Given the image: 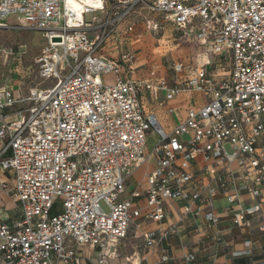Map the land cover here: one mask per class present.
Here are the masks:
<instances>
[{
  "label": "built area",
  "instance_id": "built-area-1",
  "mask_svg": "<svg viewBox=\"0 0 264 264\" xmlns=\"http://www.w3.org/2000/svg\"><path fill=\"white\" fill-rule=\"evenodd\" d=\"M138 7L211 48L218 77L209 67L187 75L184 63L174 61L172 85L142 80L103 54L102 43ZM93 11L103 17L86 22ZM12 15L22 17L21 28L42 30L47 45L34 58L36 80L26 92L18 79L0 86V170L13 179L1 188L19 203L17 220L0 217V264H81L76 246L86 244L99 249L98 264H109L110 243L138 220L166 219L174 200L187 201V210L215 226L217 241L223 240L214 203L220 193L237 225L263 222L264 0H118L112 7L101 0L84 4L81 17L72 16L67 0H0V29H12L6 22ZM96 30L103 35H92ZM25 45L0 51L23 57ZM227 60L231 67L222 71ZM108 73L118 74L111 83ZM146 91L155 98L164 92L166 100L189 94L195 105L168 130L146 109ZM200 162L210 178L198 173ZM142 167L143 180L129 191ZM238 192L252 202L243 206ZM144 236L148 246L157 242L154 231ZM252 251L250 238L233 254ZM172 258L164 249L162 261Z\"/></svg>",
  "mask_w": 264,
  "mask_h": 264
},
{
  "label": "rangeland",
  "instance_id": "rangeland-1",
  "mask_svg": "<svg viewBox=\"0 0 264 264\" xmlns=\"http://www.w3.org/2000/svg\"><path fill=\"white\" fill-rule=\"evenodd\" d=\"M106 2L109 7H112L117 4L118 0H106ZM101 16L100 11L88 12L85 17L86 22L93 23L94 17ZM6 22L12 29H0V49L7 46L16 47L20 44H26L27 51L23 57L11 56L12 59L6 58L4 53L0 51V86L14 84L18 79L22 81V89L26 92L32 86V82L36 80L37 73L34 58L47 45V39L42 30L21 28L20 26L24 24L20 15L9 16ZM155 24H159V30L155 29ZM120 25H122L121 31L118 32L117 30V32L109 35L101 47L102 53L117 60L124 67L126 74L142 80H150V78L146 79L143 72L140 71L147 68L149 63L151 64L152 62V64L157 66L162 65L160 70L165 71L166 75L163 80L172 85L176 79L172 65L174 61H179L184 63L187 75H190L196 67H209L215 76L218 77L216 73L218 71L215 70L217 58H215V53L212 49L203 47L195 37L190 38L185 33L177 31L159 13L138 7ZM103 32V30H96L92 32V35L96 37L102 36ZM164 39H167L168 42L164 41ZM230 67V60H227L220 66V69L223 71L230 69ZM116 75L118 74H105L104 80L111 83ZM153 81L158 80L153 79ZM45 83L48 85L50 81ZM142 95L145 106L147 104L158 114L166 129L170 130L178 124V117L171 113V109L177 105L171 103L170 100H166L164 92H161L159 98L152 97L147 91L143 92ZM198 99H202L200 94H198ZM185 109L186 107L181 108L182 111ZM184 138L186 139L187 136ZM155 141L156 136L152 132L148 139V151L152 149ZM227 148L230 150L229 146ZM144 172L145 167L138 169L132 176L131 181L137 184V180H142ZM10 176L9 172H0V206H6V209L11 210L9 213L12 215L14 210L9 208L12 202L5 196V192L1 191V181L3 180H8L9 184L13 186V179L11 181ZM132 188L133 186L130 185L128 187L129 191ZM102 205L108 211L106 203L102 201ZM227 205H229V202L225 200L221 206ZM221 206L216 203L217 208ZM132 233L133 231L130 233L129 238L132 237ZM126 241L127 245L124 249L130 250L133 239H127ZM85 251L88 252V249Z\"/></svg>",
  "mask_w": 264,
  "mask_h": 264
},
{
  "label": "crops",
  "instance_id": "crops-1",
  "mask_svg": "<svg viewBox=\"0 0 264 264\" xmlns=\"http://www.w3.org/2000/svg\"><path fill=\"white\" fill-rule=\"evenodd\" d=\"M161 66H157L151 62L147 68L142 69L140 72L145 74L147 70L152 67L161 68ZM170 101L177 105L175 108L171 109V113L178 117V121L179 118L186 116L189 107L195 105V102L192 101L189 94L177 96ZM182 107H186V109L182 111ZM146 109L156 113L147 104ZM156 115L158 116L157 113ZM158 118L160 119L159 116ZM223 167L224 164L219 166L220 169ZM233 167L236 168V165H233ZM196 169L198 170V173L210 178V176H208L209 172L204 168L202 162L198 163ZM1 171L2 170H0V172ZM9 173L12 176L11 172ZM226 174L228 175V171L222 174L224 178H226ZM11 176L10 178L12 181ZM130 185L134 187L136 183L130 181L129 186ZM215 185H217V183H215ZM229 191L237 193L234 187ZM5 196L12 202L9 208H12L14 213L10 215L9 212L11 210L6 209V206L1 205L0 217L10 222L17 220L19 218V203L6 193ZM239 198L240 201L243 202V206L249 205L252 202L251 196L248 192H240ZM225 200L227 201L225 194L220 193L214 201L215 209L221 216V222L218 227L223 230L222 241H217L215 239L214 233L216 228L206 221L203 215H196L187 210L189 205L187 201L174 200L167 203L168 215L166 219L161 222H143L138 220L131 225L129 233L125 238L110 243L106 249V252L109 255V264H258L259 262H264V232L259 231L264 220L263 222L259 220L254 221L249 226L237 225L233 221L232 215L227 210L228 205L221 206ZM216 203L221 207L217 208ZM262 209L264 212V196ZM132 231V237L129 238ZM152 231L156 232L157 242L148 246L144 235ZM165 231H169L168 236L164 235ZM250 238L253 241L252 253L242 256L234 255V251L245 249V241ZM127 239H133L132 248L130 250L124 249L127 245ZM76 248L79 255L82 257L81 264H98L100 251L97 247L86 244L77 245ZM86 249H88V252L85 251ZM164 249H170L173 255V258L168 262H163L161 259ZM190 253L195 255V259L192 262H187L185 258ZM132 256V259H128Z\"/></svg>",
  "mask_w": 264,
  "mask_h": 264
},
{
  "label": "bare ground",
  "instance_id": "bare-ground-1",
  "mask_svg": "<svg viewBox=\"0 0 264 264\" xmlns=\"http://www.w3.org/2000/svg\"><path fill=\"white\" fill-rule=\"evenodd\" d=\"M68 6L72 9V16L81 17V11L84 8V4L87 5H96L99 6L101 4V0H67ZM122 25H119L118 32H120V28ZM164 41L168 42L167 39ZM164 49V48H163ZM159 50V49H158ZM137 75V74H136ZM139 76V75H137ZM146 79H155V80H163L166 78L165 71H161L160 68L152 67L147 70L144 74Z\"/></svg>",
  "mask_w": 264,
  "mask_h": 264
},
{
  "label": "water",
  "instance_id": "water-1",
  "mask_svg": "<svg viewBox=\"0 0 264 264\" xmlns=\"http://www.w3.org/2000/svg\"><path fill=\"white\" fill-rule=\"evenodd\" d=\"M56 40H59V38H55Z\"/></svg>",
  "mask_w": 264,
  "mask_h": 264
}]
</instances>
